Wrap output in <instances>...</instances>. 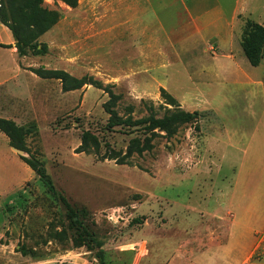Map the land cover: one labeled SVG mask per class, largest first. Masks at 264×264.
Returning <instances> with one entry per match:
<instances>
[{
  "label": "rangeland",
  "instance_id": "1",
  "mask_svg": "<svg viewBox=\"0 0 264 264\" xmlns=\"http://www.w3.org/2000/svg\"><path fill=\"white\" fill-rule=\"evenodd\" d=\"M42 6L60 20L38 38L41 54L19 55L0 22V118L29 131L22 154L0 132V264H99L95 250L76 245L83 230L101 242L106 264H223L219 243L230 216L219 208L218 190L233 180L236 164L227 158L222 120L240 130L250 152L259 149L264 42L257 66L241 42L246 24L264 27V0ZM38 69L108 86L119 116L131 107L134 119L144 118L152 107L157 117L175 109L198 117L170 137L110 132L107 92L91 85L66 92L59 80L38 77ZM84 131L96 139L89 152L79 150ZM146 137L151 148L138 154ZM109 150L116 159L107 158ZM19 156L42 162L57 195ZM255 172L257 179L260 168ZM233 253L241 258L240 250ZM252 261L264 264V250Z\"/></svg>",
  "mask_w": 264,
  "mask_h": 264
},
{
  "label": "trees",
  "instance_id": "2",
  "mask_svg": "<svg viewBox=\"0 0 264 264\" xmlns=\"http://www.w3.org/2000/svg\"><path fill=\"white\" fill-rule=\"evenodd\" d=\"M53 1H61L71 9L76 8L78 5V0ZM42 4L43 0H1L0 2V22L12 33L15 42L14 47L21 56L26 55L28 52L35 55L43 53L45 47L38 43V38L52 29L60 20V13L58 11L49 10L43 7ZM263 42L264 27L254 23L246 24L242 35L241 46L252 66H257L260 62ZM33 72L40 78L59 80L63 90L66 92L80 89L84 85H91L107 92L110 98L104 104V110L108 114L106 129L110 132H114L113 129L119 127L122 130L126 129L129 134L143 133L145 136H151L154 135L155 131H158L164 132L167 137H170L175 133L179 125L189 123L198 117V113L187 112L182 109L168 110L161 117H157L153 113L152 107H148L149 114L144 118L134 119L131 107L126 109L128 112L126 116H119L117 111L114 110L118 96L110 92L108 86H103L92 77L83 76L80 79H75L64 71H46L43 69H38ZM0 132L8 138L11 148L26 151L25 138L29 133L28 130L16 125L11 120L0 118ZM145 141V144L137 146L135 151L138 154L151 148V145L148 144L147 137ZM89 142L96 143V139L90 131H84L81 136L80 152H89ZM94 149L98 151V147ZM109 152L110 154L107 155V158L116 159L115 152L113 150H109ZM19 158L34 172L48 192L57 195L52 182L46 175L42 162L34 158L27 159L22 156H19ZM59 199L70 211L65 198L59 197ZM73 223L78 224L77 222ZM75 241L77 243L76 245H84L90 251L95 250V257L98 263L106 264L102 244L92 234H88L83 230L78 233ZM24 255L26 254L24 253Z\"/></svg>",
  "mask_w": 264,
  "mask_h": 264
},
{
  "label": "crops",
  "instance_id": "3",
  "mask_svg": "<svg viewBox=\"0 0 264 264\" xmlns=\"http://www.w3.org/2000/svg\"><path fill=\"white\" fill-rule=\"evenodd\" d=\"M229 43L228 47H231V42ZM10 45L14 43L10 42ZM240 73L252 84L262 87L259 80L250 78L246 72ZM222 123L229 140L226 145L229 151L227 158L235 161L236 169L235 177L232 181L229 180V185L227 186L228 183L225 182L227 184L223 189L218 190L223 199L219 208L226 207V212L230 216L224 239L219 243L221 250L224 249L226 253L220 255V263L230 264L228 261L232 260L234 264H258V261L252 260L264 250V238L260 235V232L264 231V137H260L261 146L257 147L259 149L250 152L251 144L242 138L240 130L235 126L231 127L230 122L222 120ZM257 167L260 168V172L256 179ZM261 202L263 212L259 211ZM235 250H240L241 258L234 257Z\"/></svg>",
  "mask_w": 264,
  "mask_h": 264
},
{
  "label": "water",
  "instance_id": "4",
  "mask_svg": "<svg viewBox=\"0 0 264 264\" xmlns=\"http://www.w3.org/2000/svg\"><path fill=\"white\" fill-rule=\"evenodd\" d=\"M12 150H14L15 152H17L18 154H22V151H20V150H17L15 148H12Z\"/></svg>",
  "mask_w": 264,
  "mask_h": 264
}]
</instances>
